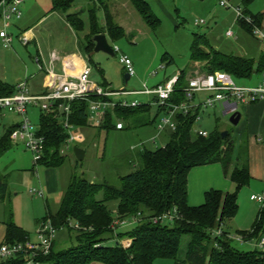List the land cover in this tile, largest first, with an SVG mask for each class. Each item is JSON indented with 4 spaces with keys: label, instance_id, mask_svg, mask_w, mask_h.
Listing matches in <instances>:
<instances>
[{
    "label": "trees",
    "instance_id": "16d2710c",
    "mask_svg": "<svg viewBox=\"0 0 264 264\" xmlns=\"http://www.w3.org/2000/svg\"><path fill=\"white\" fill-rule=\"evenodd\" d=\"M86 1L88 21L82 17L81 11L68 12L67 20L77 32L84 30L89 22V31L80 44L92 63L90 52L95 48L94 35L107 32L116 39L125 35V29L114 20L108 0ZM131 2L148 24L152 27L159 25L160 19L148 0ZM74 3L75 0H52V10L66 12ZM99 8L105 12L104 24L97 16ZM243 11L262 22V12ZM239 21L249 33H253L247 20L241 18ZM191 59L205 60L209 71L222 69L236 78L264 71V51L257 57L225 51L213 46L206 35L199 32L194 33ZM185 75L186 70L183 69L179 73L177 88L171 95L172 101L185 98L182 89L187 83ZM16 89V84L0 78V95L14 93ZM148 105L142 102L136 106L109 109L103 123L97 127L116 128V118L133 121L137 112L149 109ZM88 106V99L70 101V121L76 126H87ZM164 109V106L159 108L161 111ZM57 112L40 109L38 133L45 139V153L40 163L47 166H59L66 159L60 148L69 133ZM175 117L177 128L171 132L168 141L155 148L142 144L135 168L120 174L119 184L95 181L75 173L71 175L58 209L48 211L45 216L52 218L59 231L50 252L38 256L40 264H159V261L166 260H171L173 264H264V250L238 247L234 239L226 235L230 231L224 227L226 219L238 212V191L251 177L248 154H245L247 148L242 146L241 152L235 154V141L230 132L224 137L218 128L207 136L194 133L196 113L177 114ZM19 122L5 128L0 137V155L13 144L11 132ZM211 162L223 164L225 173L235 181L238 190L210 188L205 192L203 203L191 205L188 199L189 172L194 166ZM100 191L104 193L103 198L97 197ZM9 192L8 175L0 170V199H4ZM112 199L118 201L117 215L112 214L107 205V201ZM174 207L178 211L174 220L152 221L153 216ZM134 216L139 219L130 224L131 227L118 222L114 224L117 219ZM70 221L73 225L69 224ZM220 226L224 234L213 236L212 230ZM62 229L68 230L72 243L56 248V239ZM237 232L244 234L247 240L264 236V203L252 229ZM125 236L132 238L129 246L120 241ZM28 237L30 233L14 221L10 212L5 242L22 241ZM24 260L25 254L17 253L1 258L0 264H23Z\"/></svg>",
    "mask_w": 264,
    "mask_h": 264
},
{
    "label": "rangeland",
    "instance_id": "374dc122",
    "mask_svg": "<svg viewBox=\"0 0 264 264\" xmlns=\"http://www.w3.org/2000/svg\"><path fill=\"white\" fill-rule=\"evenodd\" d=\"M148 1L160 19L157 27L148 24L131 1H129L127 11L125 8L117 7L115 16L113 8L110 7L114 20L123 24L126 34L116 39L111 35L108 36L110 45L112 47L118 45L120 51L114 54L104 50L90 52L93 63L92 77L97 81L103 82L106 79L116 90L142 89L144 82L152 87L159 80L165 81L179 74L183 69L187 70L185 77L191 76V44L195 32L206 33L213 46L229 52L242 54L245 50L243 46L253 45L249 39L252 36L249 32V38L238 37L240 27L232 23L236 17L234 9L220 5L219 0ZM230 2L253 13H263L264 11V0H251L250 2L230 0ZM77 6L83 8L81 15L87 20L88 11L84 0H75L72 9L74 10V7ZM22 9L21 24L27 22L33 24L42 16L45 17L38 22L39 26L34 28L35 41L26 45L22 39L23 31L15 24L8 27V31L12 32L14 36L11 46H5L0 40V78L10 83L21 82L26 79V74L38 72L39 64L34 60V57L42 55L44 60L48 61L51 51L67 49L75 45L76 42L75 33L66 29V13L51 11L52 0H25ZM97 16L99 21L104 24L105 12L102 8L98 9ZM196 19H205V21L197 24ZM229 28L235 32L232 36L226 33ZM87 31L88 27L78 33L82 37ZM123 53L132 58L136 70V73L128 80L126 79V66L120 60ZM249 54L256 53L250 51ZM153 70H157V73L152 74ZM208 71L206 68H199L195 73ZM260 78L262 75L255 72L252 77H235V80L238 84L244 85L257 83ZM147 96L135 94L129 98L146 102L148 101ZM242 109L243 105L240 104L239 110ZM156 111L157 106L153 105L150 112L148 110L137 112L135 120H128L127 131L129 134L127 137H119L114 128L92 126L77 128V132L85 131L87 139L73 142L70 148L65 150L66 159L59 166H47L41 163L35 165L33 155L25 145L21 142L13 143L0 155V170L7 173L10 187V192L6 197L0 199V246L5 242L10 212H12L14 221L25 228L31 237H35L36 229L45 218L48 208L50 207L53 212L58 209L62 194L72 174L82 175L95 181L106 180L112 184H119V175L135 168L142 148L141 140L154 135L156 142L147 140L145 145L155 148L164 145L170 138V131L167 132L161 128L162 116L158 115L154 120ZM28 115L34 127L38 128L40 108L30 106ZM230 116L231 112L225 113L220 105L208 106L201 112V118L195 121V127L206 123L205 127L209 128L208 130L211 132L215 130L216 126L221 132L234 127L233 132L235 133L242 123L233 126ZM20 118L19 115L8 111L0 113V137L5 132V124ZM159 131H161L160 134ZM134 143L139 144L133 148ZM75 145L86 149V155L81 160L75 154ZM39 178L42 180V184H40ZM35 187L44 189V198L43 195L31 193L30 190ZM237 190V185L233 183V188L229 191ZM263 190L260 182H250L249 185L239 189V212L232 219L233 222L231 220L226 223L231 231L238 229L250 231L252 229L263 204L252 199L251 195L261 194ZM97 197L103 198V191H100ZM107 205L112 214L117 215L118 201L116 199L109 200ZM228 220L230 219H226V221ZM256 240L242 242L234 239L233 241L242 249H252L255 247ZM71 243L72 237L68 236V230H60L55 247L61 248ZM6 257L8 256L0 257V260ZM159 264L173 263L171 260H166L159 261Z\"/></svg>",
    "mask_w": 264,
    "mask_h": 264
},
{
    "label": "built area",
    "instance_id": "2783aa9c",
    "mask_svg": "<svg viewBox=\"0 0 264 264\" xmlns=\"http://www.w3.org/2000/svg\"><path fill=\"white\" fill-rule=\"evenodd\" d=\"M25 0H0V37L5 46H10L12 42V34L8 31L13 19L20 18L23 14L22 5ZM220 5L232 7L235 11L236 18L239 20L244 18L251 25L253 32L264 39V24L258 22L255 18L243 11L239 5H233L230 0H219ZM205 19H196L198 24L204 22ZM228 34H232L231 29ZM26 41V37L23 36ZM115 52L120 51L118 45L113 46ZM41 67L47 70V89L42 93L33 94L29 91L27 81L23 80L17 84V89L14 93L0 95V111L16 112L21 115V120L17 127L11 132V140L13 143H23L25 147L32 153L35 165H38L45 153L44 136L38 133V128L34 127L30 116L28 115V107L36 105L44 111H58L57 115L63 126L68 131V136L60 148V153L65 154V150L70 148L71 144L76 141L85 139L84 132L76 131V125L70 121L69 113L71 111L70 101L74 99H88V125L100 126L105 117L107 110H113L116 106H136L143 101L126 97L114 99L112 95H125L130 93H153L157 98L159 106H164L162 118V126L169 125L173 130L177 128V121L174 117L177 114L187 115L195 108V101L198 95L202 92H207V95L200 99L202 105L208 107L217 101H223L226 111H235L240 104L254 102L264 98V78L256 85L238 84L235 77L228 71L216 69L204 73L197 72L187 77V83L182 87L185 98L181 101H172L171 95L177 88L179 74L174 75L167 80L157 83L149 87L144 83L142 89H122L115 90L107 87L92 77V65L90 61L79 70H75L68 63L64 64L60 72L55 70V65L58 56L53 55L50 62L46 65L43 63L40 56L35 57ZM41 59V60H40ZM120 60L125 64L127 73L134 75L136 73L132 58L123 53ZM157 70H153L152 74H156ZM110 97V98H109ZM200 115H197V118ZM116 128L125 127L123 118H116ZM194 131V130H193ZM194 133L207 136L208 131L198 129ZM151 141L156 142V138L152 137ZM143 144V143H142ZM135 145H133L134 147ZM31 193L44 195L43 188H32ZM252 199L264 203V193L252 194ZM178 215L176 207L164 211L152 217L153 222H168L172 221ZM139 217L124 218L115 220L121 225L135 223ZM73 225V222H69ZM75 226L78 224L75 223ZM59 228L53 223L51 217H45L38 225L35 237H28L22 241L4 242L0 246V257L11 256L17 253H24L25 260L23 264H40L38 256L50 252L54 239L58 234ZM224 229L222 226L212 230L213 236H222ZM228 237L240 241H251L239 232H229ZM124 246H129L132 238L125 236L120 238ZM255 247L264 250V236L257 239L254 243Z\"/></svg>",
    "mask_w": 264,
    "mask_h": 264
},
{
    "label": "crops",
    "instance_id": "0c3cea01",
    "mask_svg": "<svg viewBox=\"0 0 264 264\" xmlns=\"http://www.w3.org/2000/svg\"><path fill=\"white\" fill-rule=\"evenodd\" d=\"M129 1H131V0H108V2H110L109 6H110V4H112L110 7L113 8L114 16L116 15L115 12L117 10V7L125 8L127 11L128 6H129ZM84 2L87 6V11H88L87 1L84 0ZM115 6H116V8H115ZM74 8H75L74 10L71 7L68 11H66V12L61 11V12L66 13L65 14L66 29L73 31L76 35L75 45L70 46L64 50L51 51L50 52L51 55L49 54V58H48L49 60L48 61H45L44 58L42 57V55L40 56L43 63L46 65L50 62V59L53 55L58 56L59 59L57 60L56 65H55V70L57 72H60L63 69L65 63H68L69 65H71V67H73L77 71V70L81 69L87 63V61H89V56L85 52L82 51L81 44H80L81 41L84 39L85 35L81 37L80 34L74 30V28L71 26V24L67 20V13L68 12L82 11V9H83V8L78 7V6L74 7ZM51 11H53L54 13L58 12V11L52 10V9H51ZM43 17H45V16H42L39 20L33 22V24H31L32 22H30V23L27 22L26 24H21V22H22L21 20L23 18V14H22V16L20 18L15 19L14 22H12L11 24H15V26L21 28V31H23V34H24L23 36L26 37V41L24 40V38H22V39L26 42L25 44L27 45L31 41L36 40V32L34 31V28H37L39 26L38 22ZM88 17H89V12H88ZM86 21H88V19ZM261 21L264 24V11H263V16H262ZM88 23L89 22H87L86 28L88 27V31H89V24ZM104 23H105V19H104ZM232 23L235 25H239V27H240V29H238V32H239L238 37L239 38H243V39L249 38L248 31L246 30V28L244 26H242L241 22L236 17ZM118 24L123 26V24L121 22H118ZM124 29H125V27H124ZM229 29H231L232 34L227 33ZM229 29H227L226 33H227V35L232 36L235 32L232 28H229ZM252 32H253V29H252ZM104 33H106L107 38H108L109 34L107 32H104ZM11 34H12V32H11ZM67 34H69V33H67ZM125 34H126V31H125ZM204 34L206 35L207 40L209 42H211L209 40L207 34L206 33H204ZM249 34H251L253 36V37L251 36L249 38L250 42H252L253 45H248L250 47L243 46L245 50H243L244 53H242V54H248V55L257 57L261 52L264 51V47H263L264 39L259 38L254 32L253 33L250 32ZM12 37H13V39H12L11 44L13 43V40H14L13 34H12ZM0 40H2V38ZM11 44H10V46H11ZM95 44H96V42H95ZM204 47L207 48V46H205V45H204ZM250 51L255 52L256 54H249ZM114 53H115V51H114ZM34 60L36 61L35 57H34ZM91 65H92V72H93V63H91ZM206 67H207V64H206L205 60L202 61V60H192L191 59V66H190L191 74H194L199 68L203 69ZM38 68H39L38 72H35L32 74H26V79H25L27 81L29 91L33 94L42 93L47 89V70L44 67H41L40 65ZM186 72H187V70H186ZM257 73H260V75H262V78H260V80L257 81V83L255 82L252 84H244V85H256V84L260 83L262 81V79L264 78V71H257ZM253 74L250 77H252ZM132 76L133 75H131L130 77H132ZM187 77H189V75ZM187 77H185V78H187ZM166 79H167V77H166ZM163 81L159 80L157 83H160ZM186 81H187V79H186ZM18 83L15 82L12 84L17 85ZM99 83H101L103 85L105 83L106 84L105 86L113 89L111 87L110 83L106 79L103 80V82H99ZM157 83H155L154 85H156ZM135 94L148 95L147 96L148 101H146L145 103H149V105H148V108H149L148 111L149 112L151 111L153 105L157 106V111H156V114L154 115V116H156V118L158 117V115L162 116V118L166 115L164 113V110H162V111L159 110L160 106L156 101L157 98H156L155 94H153V93H130V94H125V95H112L111 97H113L114 99H118L119 97H126V98L130 99L129 96H132ZM206 95H207V92L200 93L198 95V97L196 98V101L194 102L195 108H193V110L191 112L196 113L195 121H198L201 118V112L204 110V108H206L204 105H202V103L200 101V99H203ZM130 100H133V99H130ZM216 105L222 106L225 113L229 112V111L225 110L223 101H217L216 103H214L213 105H210V106H216ZM242 105H243V109L240 110L242 112L241 119L238 122V124H233V126L234 125L237 126L240 123H242L241 127L238 128V130L235 133L233 132L234 127L231 129H227V130H228V133L230 132V136L235 141V154H239L241 152L242 146H245L247 148V152L245 154H248L249 169H250L251 177H250L249 182L246 185H249L250 182L251 183L260 182V184L262 185V188H264V98L257 100V101H254V102L245 103ZM30 106L38 107L36 105H30ZM30 106L28 107V113H29ZM238 109H239V107H238ZM0 113L2 114L4 112L0 111ZM10 113L17 114L21 117V115L16 113V112H10ZM198 114L200 115V117L197 118ZM123 119L125 121V127L124 128L118 129V128L114 127V130L118 133L119 137L120 136L127 137V134H129L128 133L129 131H127L128 127H129L128 120L125 118H123ZM174 119L176 120V117H174ZM20 120H21V118L14 120L11 123H7V124H5V127L7 128L11 125H14V124L18 123ZM195 121L193 123V130L194 131H196L198 129H203V130H206L208 132H211L208 130L209 128L205 127L206 123H201L200 127H195ZM87 126H90V125H87ZM84 127H86V126H77L76 129L77 128L82 129ZM92 127H95V126H92ZM161 128H163L162 130H165L167 132L170 131V133L173 131V129L169 125H164ZM217 128L218 127L216 126L214 129H217ZM82 132H84L85 136L87 135L85 133V131L82 130ZM142 132L147 133L148 131L147 132L142 131ZM160 133H161V131H159V134ZM94 134H96V133H94ZM152 137H155V136L154 135L148 136V138L141 140L142 141L141 143L144 144V143H146L147 140L151 141L150 139ZM86 139H87V136L85 137L84 140H86ZM139 143H134L133 145L136 146ZM85 151H86V149H85ZM85 155H86V152H85ZM39 182H40V184H42V180L40 178H39ZM233 183L236 184L235 181L229 175H227L225 173L223 164L221 162H211V163H206V164L194 166L190 170L189 176H188V199H189V203L191 205H198V204L203 203L205 200V192L210 188H219V189L228 190V191L232 190ZM262 193H264V190ZM44 197L45 196L43 195V198ZM48 207H49V205H48ZM239 207H240V204H239ZM48 211H52L50 209V207L48 208ZM238 212H239V210H238ZM235 216L236 215L229 218L230 220L225 221V223H224L225 229L230 231V232L240 230V229H238V230L231 231V229H229V227H227L226 223L231 222V220ZM233 221L234 220H232V222Z\"/></svg>",
    "mask_w": 264,
    "mask_h": 264
},
{
    "label": "water",
    "instance_id": "95a60500",
    "mask_svg": "<svg viewBox=\"0 0 264 264\" xmlns=\"http://www.w3.org/2000/svg\"><path fill=\"white\" fill-rule=\"evenodd\" d=\"M94 40L96 42L94 50L99 51V50H104L109 53L114 54V49L110 45L107 35L104 32L97 33L94 35ZM130 78L129 73H126V79L128 80ZM242 116V112L237 109L231 113L230 120L233 124H238ZM228 134V130H223L222 135L225 137ZM74 151L79 160L83 159L85 157V149L79 145L74 146Z\"/></svg>",
    "mask_w": 264,
    "mask_h": 264
}]
</instances>
